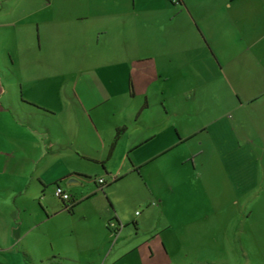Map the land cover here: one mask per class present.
Returning a JSON list of instances; mask_svg holds the SVG:
<instances>
[{
	"label": "crops",
	"instance_id": "0c3cea01",
	"mask_svg": "<svg viewBox=\"0 0 264 264\" xmlns=\"http://www.w3.org/2000/svg\"><path fill=\"white\" fill-rule=\"evenodd\" d=\"M37 1L35 7L19 1L11 21L3 19L9 12L0 9V264H161L156 248L166 245L144 231L141 213L135 212L132 220L117 213L101 215L88 202L99 190V178L104 190L122 173L141 174L146 164L168 153L173 139L164 146L157 141L162 119L148 120L152 118L141 113L149 108L147 94L137 108L116 105L109 95L90 107L76 98L64 119L61 96L59 102L44 105L46 109L23 101V93L44 77L62 75L59 67L50 69L52 59L34 54L33 35L40 51L49 27L62 25L57 37L73 40L77 51L67 49L76 53L79 77L111 73L122 63L129 98L135 96V64L148 63L156 74L176 78V85H184L187 109L224 107L236 115L234 126L249 147L241 146L244 154L235 151V156L255 164L264 156V0H183L182 6L169 0L158 6L132 0L130 8L62 0V9L53 13L50 0ZM67 1L71 4L65 5ZM22 19L27 23L19 27ZM5 37L12 39L10 46L2 44ZM116 111L118 119L113 118ZM138 122L150 128L151 136H127L130 123L141 132ZM213 124L222 125L220 116L193 122L183 137L209 133ZM171 125L167 137L172 136ZM122 142L130 164L120 156L115 172L110 162ZM57 185L75 200L72 213L55 196ZM114 218L118 229L109 227Z\"/></svg>",
	"mask_w": 264,
	"mask_h": 264
},
{
	"label": "rangeland",
	"instance_id": "374dc122",
	"mask_svg": "<svg viewBox=\"0 0 264 264\" xmlns=\"http://www.w3.org/2000/svg\"><path fill=\"white\" fill-rule=\"evenodd\" d=\"M19 1L22 0H0L2 13L9 12L4 15V20L16 19L11 10L18 7ZM50 1L52 13L62 9V0ZM146 1L151 6L163 3L162 0ZM98 2L126 8L132 6V0L129 3H123V0ZM37 4V0H27L24 6L35 7ZM26 23V19H22L18 24L20 27ZM62 31V25L50 26L46 39H42L40 51L38 38L33 35L34 54L52 59L48 63L50 69L59 67L62 75L44 77L30 93H23V101L46 109L44 105L59 102L61 96L64 119L69 116L68 107L76 98L90 107L109 95L116 105L137 108L143 104L147 94L149 108L142 109L141 113L152 118L148 120L162 119L160 124L163 126L157 141L161 146L174 141L168 153L146 164L141 174L129 170L122 173V178L116 182L110 181L111 176H105L110 181L109 185L104 190H98L88 202L90 205H85L101 215L117 213L128 220L141 213L144 231L153 233L154 239L162 240L169 250L167 253L165 246H161V250L156 248L155 259L160 257L161 264H264V156L260 154L255 164L249 157L235 156V151L244 154L243 149L249 147L237 133L241 132L240 129L234 126L236 115L225 111L224 107H212L208 111L187 109L184 103L187 94L182 92L184 85H176L177 79L167 73L156 74L148 63L134 65L132 86L135 96L132 98L126 93L129 78L122 63L111 73H85L79 77L80 73L75 71L76 53L67 49L75 48L77 51V48L73 40L62 39V35L57 37ZM11 42L12 39L5 37L2 44L10 46ZM31 110L40 112L34 108ZM165 110L170 112V116L174 115L172 118L178 122L180 133L171 125V118ZM219 116L222 125H211L209 133L190 140L183 137L192 129L193 122H201L205 118L213 120ZM113 118L118 119V114ZM169 124L173 131L171 137H167L166 133ZM136 125L141 132L130 123L127 133L130 139L151 136L147 125L141 122ZM170 138L173 140L170 141ZM241 146L244 148L241 149ZM203 148L206 151L204 154L195 153ZM115 154L117 156L110 163L116 172L120 167V156L130 164L124 142L117 147Z\"/></svg>",
	"mask_w": 264,
	"mask_h": 264
},
{
	"label": "built area",
	"instance_id": "2783aa9c",
	"mask_svg": "<svg viewBox=\"0 0 264 264\" xmlns=\"http://www.w3.org/2000/svg\"><path fill=\"white\" fill-rule=\"evenodd\" d=\"M172 1H173V3H176L175 0H172ZM97 182L100 185L98 187V189L102 190L103 189L104 180L102 178H99ZM54 194H55L56 197H58L60 199H63L65 201L70 199V194L65 192L64 189L62 187H60L59 185L55 187ZM109 227L110 228L113 227L115 229H118V224L114 220H112L109 223Z\"/></svg>",
	"mask_w": 264,
	"mask_h": 264
},
{
	"label": "trees",
	"instance_id": "16d2710c",
	"mask_svg": "<svg viewBox=\"0 0 264 264\" xmlns=\"http://www.w3.org/2000/svg\"><path fill=\"white\" fill-rule=\"evenodd\" d=\"M170 2H172L173 3V1L172 0H169ZM175 2L176 3H174V4H178V5H183L184 3H183V0H175ZM121 128L120 129H117V136L115 137V139H114V141H113V143H112V145H111V147H110V149H109V155H111V153H112V150H113V147H114V144H115V142H116V140H117V138H118V135H119V133L121 132ZM58 186V185H57ZM62 201H63V203H64V208L68 211V212H70V213H72L73 212V209H74V206L76 205V202H75V200L73 199V197L70 195V199H68V200H66L67 202V204H65V200H63V199H61ZM116 218H114L113 220H115Z\"/></svg>",
	"mask_w": 264,
	"mask_h": 264
},
{
	"label": "water",
	"instance_id": "95a60500",
	"mask_svg": "<svg viewBox=\"0 0 264 264\" xmlns=\"http://www.w3.org/2000/svg\"><path fill=\"white\" fill-rule=\"evenodd\" d=\"M72 180L75 181L74 179H71V181H72Z\"/></svg>",
	"mask_w": 264,
	"mask_h": 264
}]
</instances>
